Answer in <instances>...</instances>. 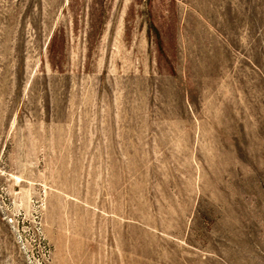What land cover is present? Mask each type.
Here are the masks:
<instances>
[{
    "label": "rangeland",
    "instance_id": "rangeland-1",
    "mask_svg": "<svg viewBox=\"0 0 264 264\" xmlns=\"http://www.w3.org/2000/svg\"><path fill=\"white\" fill-rule=\"evenodd\" d=\"M0 264H264V0H0Z\"/></svg>",
    "mask_w": 264,
    "mask_h": 264
}]
</instances>
